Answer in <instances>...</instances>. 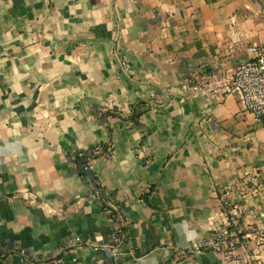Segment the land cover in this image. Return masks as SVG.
<instances>
[{"label":"crops","instance_id":"obj_1","mask_svg":"<svg viewBox=\"0 0 264 264\" xmlns=\"http://www.w3.org/2000/svg\"><path fill=\"white\" fill-rule=\"evenodd\" d=\"M262 43L264 0H0L6 264H250L245 244L189 248L224 192L244 233L264 228V117L194 86ZM108 142L87 182L71 154ZM114 222L124 240L105 255Z\"/></svg>","mask_w":264,"mask_h":264},{"label":"built area","instance_id":"obj_2","mask_svg":"<svg viewBox=\"0 0 264 264\" xmlns=\"http://www.w3.org/2000/svg\"><path fill=\"white\" fill-rule=\"evenodd\" d=\"M249 57L241 58L237 67L232 73L221 80L211 77L206 83L194 86L196 89H204L208 92L225 96L235 94L239 104L248 112L254 114L256 118L264 117V43L251 44L247 47ZM112 144L97 143L91 148L82 149L71 154L73 162L79 161V174L87 182L96 181V173L92 170L90 160L95 156H104L110 153ZM250 180L256 179L250 176ZM242 181H245L242 179ZM249 181V180H248ZM229 193L224 192L220 197V216L211 229L210 236L201 242L194 243L189 251L193 254L204 249H212L220 253H232L239 244L250 247L248 260L250 264H264V228H257L244 233L238 220L237 205L229 198ZM108 214L115 215L118 207L114 199L106 192L96 194ZM124 228L120 222H114L110 239L100 247L105 255L116 252V247L124 240ZM243 236V237H242ZM243 238V239H241ZM76 246L85 243L83 239L77 237L70 240ZM61 252L53 259H48L43 264H64ZM185 254L184 251L180 252ZM0 264H6V259L0 256ZM74 264H76L74 262Z\"/></svg>","mask_w":264,"mask_h":264},{"label":"water","instance_id":"obj_3","mask_svg":"<svg viewBox=\"0 0 264 264\" xmlns=\"http://www.w3.org/2000/svg\"><path fill=\"white\" fill-rule=\"evenodd\" d=\"M200 71H201V69H200Z\"/></svg>","mask_w":264,"mask_h":264}]
</instances>
